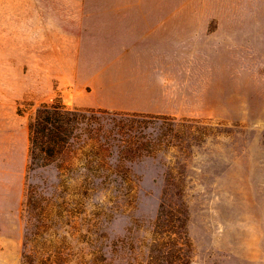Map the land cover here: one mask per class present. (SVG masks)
<instances>
[{"label":"rangeland","instance_id":"obj_1","mask_svg":"<svg viewBox=\"0 0 264 264\" xmlns=\"http://www.w3.org/2000/svg\"><path fill=\"white\" fill-rule=\"evenodd\" d=\"M166 3L185 32L170 113L105 119L140 148L111 157L132 181L78 185L55 163L30 168L41 103L101 107L92 76L120 49L100 32L117 8ZM30 189L50 226L29 212ZM163 205L186 209L190 264H264V0H0V264H168L154 242Z\"/></svg>","mask_w":264,"mask_h":264},{"label":"trees","instance_id":"obj_2","mask_svg":"<svg viewBox=\"0 0 264 264\" xmlns=\"http://www.w3.org/2000/svg\"><path fill=\"white\" fill-rule=\"evenodd\" d=\"M118 115L159 117L157 114L125 112L102 107L70 106L57 96L41 103L29 120V167L57 165L62 182L88 185L104 182L123 173L132 181L131 169L111 165V157L132 156L140 149L134 141L121 145L116 135L120 127H109L106 118ZM142 148V147H141ZM133 158V157H131ZM26 206L32 216L38 214V227L53 221L49 204L42 195L28 191ZM188 215L183 207L163 205L155 223V247L166 251L168 264H190L192 242L187 230Z\"/></svg>","mask_w":264,"mask_h":264},{"label":"crops","instance_id":"obj_3","mask_svg":"<svg viewBox=\"0 0 264 264\" xmlns=\"http://www.w3.org/2000/svg\"><path fill=\"white\" fill-rule=\"evenodd\" d=\"M117 9L125 12L110 19L100 32L105 41L110 37L120 49L110 54L104 50L109 59L93 73L94 90L100 98L94 105L170 113V66L180 63L175 56L183 51L184 30L170 24L169 3Z\"/></svg>","mask_w":264,"mask_h":264}]
</instances>
